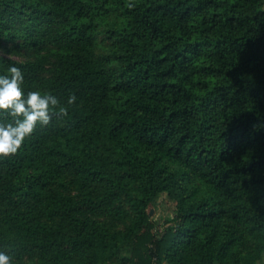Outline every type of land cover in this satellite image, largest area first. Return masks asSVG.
Wrapping results in <instances>:
<instances>
[{"label":"trees","instance_id":"obj_1","mask_svg":"<svg viewBox=\"0 0 264 264\" xmlns=\"http://www.w3.org/2000/svg\"><path fill=\"white\" fill-rule=\"evenodd\" d=\"M0 50L59 100L0 157L13 264L264 262V0H0Z\"/></svg>","mask_w":264,"mask_h":264},{"label":"clouds","instance_id":"obj_2","mask_svg":"<svg viewBox=\"0 0 264 264\" xmlns=\"http://www.w3.org/2000/svg\"><path fill=\"white\" fill-rule=\"evenodd\" d=\"M24 74L16 65H10L5 73H0V112H7L10 119L0 120V157L17 153L25 139L30 136L37 124L46 125L52 118L53 107L59 104L58 98L40 90H25ZM69 95L67 103L76 101ZM67 109L59 108L60 113ZM0 264H13L11 252L0 250Z\"/></svg>","mask_w":264,"mask_h":264},{"label":"rangeland","instance_id":"obj_3","mask_svg":"<svg viewBox=\"0 0 264 264\" xmlns=\"http://www.w3.org/2000/svg\"><path fill=\"white\" fill-rule=\"evenodd\" d=\"M106 44L107 43L103 42V36H99L100 46L97 50V53L107 54L108 45ZM0 54L3 55L4 53L0 50ZM13 58L16 60L25 61L26 59L29 58V54L13 56ZM175 210H176L175 201L170 199L167 194H162L150 207L149 213L153 222H155L158 225H162L174 216ZM122 256H129V253L125 251L123 252ZM26 264H31V263L29 261H26ZM261 264H264V262H262Z\"/></svg>","mask_w":264,"mask_h":264}]
</instances>
